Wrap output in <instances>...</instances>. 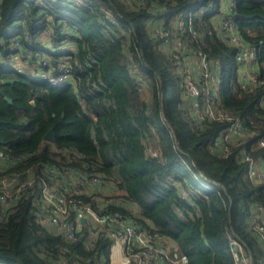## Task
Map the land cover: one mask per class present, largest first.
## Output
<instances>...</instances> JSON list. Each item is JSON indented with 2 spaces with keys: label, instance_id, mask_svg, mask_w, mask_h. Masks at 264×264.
I'll use <instances>...</instances> for the list:
<instances>
[{
  "label": "trees",
  "instance_id": "16d2710c",
  "mask_svg": "<svg viewBox=\"0 0 264 264\" xmlns=\"http://www.w3.org/2000/svg\"><path fill=\"white\" fill-rule=\"evenodd\" d=\"M227 3L0 0V39L21 21L15 30L21 49L36 58L39 44L66 46L70 66L69 82L51 85L0 63V149L21 156L0 169V177L19 173V180L37 181L49 163L87 166L122 192L123 205L108 210L132 215L156 234L154 245L168 251L172 264L180 255L187 264H233L230 237L244 242L251 264H264V249L248 226L251 206H264V181L251 180L248 163L238 157L244 150L264 164V146L258 145L264 139V0L230 5L238 34L256 51L260 81L248 90L238 77L237 46L218 33ZM160 24L168 29V43L157 34ZM173 39L176 57L168 50ZM10 52L0 46L3 56ZM199 54L217 83L197 78ZM187 71L199 83L201 109L212 105L213 95L214 105L232 119L201 123L190 107ZM235 118L245 135L215 148ZM50 128L54 141L44 138ZM67 148L75 154L64 155ZM37 186L22 190L0 212V264H112L109 238L101 235L88 246L86 226L68 241L37 221Z\"/></svg>",
  "mask_w": 264,
  "mask_h": 264
},
{
  "label": "built area",
  "instance_id": "2783aa9c",
  "mask_svg": "<svg viewBox=\"0 0 264 264\" xmlns=\"http://www.w3.org/2000/svg\"><path fill=\"white\" fill-rule=\"evenodd\" d=\"M227 4L224 16L219 20L218 33L225 43L237 46L235 60L240 67L238 77L241 87L248 90L260 81L258 78L259 68L255 64L256 51L244 44L232 17L229 15L233 0H228ZM20 24L21 21L12 24L9 28L8 38L0 39V46L9 48L11 51L5 56L0 53V63L19 74H24L33 80L46 81L51 85H63L69 82L70 66L67 61L69 48L39 44L40 50L37 52V57L33 58L32 52H27L26 49L20 47L19 34L15 31ZM157 28L158 36L168 43V29L162 24ZM178 29H184L183 20L178 22ZM168 50L172 56L176 57L175 49L168 47ZM199 55L198 71H195L198 73L197 78L200 80L210 79L217 83L218 78L214 77L205 57L202 54ZM51 60H55V62L51 63ZM192 73L193 71L186 72L185 82L188 94L193 99L190 102V107L196 111L201 123L205 124L208 119H232L224 110L214 105L215 97L213 95L208 96L212 105L207 104L201 109V105L196 99L200 94L199 83ZM140 85H142L141 82ZM261 105L264 106V98L261 100ZM244 135L242 121L235 118L226 132L214 140L213 145L218 149L222 141L238 140ZM258 145L264 146V139H260ZM222 153L224 156L227 154L226 148L222 149ZM63 154L70 157L75 154V150L67 148ZM153 154H156V151H153ZM238 157L248 163V176L251 180L254 182L264 181V164L261 161L252 158L244 150ZM20 158V155H10L0 149V169ZM44 167L45 172L37 181L34 176L19 180V173H15L14 176L0 177V212L11 206L22 190L32 187L37 182L38 186L32 195L36 219L42 225L51 227L66 240H76L82 228L86 226L85 241L88 246H92L101 235L105 236L112 241V244L117 243L123 249L127 264L131 261L135 264H172V260L167 254L168 251L164 247L154 245L156 234L151 235L149 231L140 228L132 215H126L118 209L108 210L110 204L123 205L122 192L118 189L115 181L106 178L98 171L89 170L87 166H74L63 161L49 163ZM31 170L29 169V171ZM82 218H84V222H81ZM248 224L249 228L257 234L264 249V206L262 203L255 202L251 206ZM160 243L166 246L164 241ZM229 243L234 258L233 264H251V258L246 252L244 242L237 237H230ZM174 263L187 264V258L185 255H180Z\"/></svg>",
  "mask_w": 264,
  "mask_h": 264
},
{
  "label": "crops",
  "instance_id": "0c3cea01",
  "mask_svg": "<svg viewBox=\"0 0 264 264\" xmlns=\"http://www.w3.org/2000/svg\"><path fill=\"white\" fill-rule=\"evenodd\" d=\"M227 0H224V4ZM114 245V247H113ZM110 260L115 264H125V261L122 259L120 255V248L118 244L113 243L111 253L109 256Z\"/></svg>",
  "mask_w": 264,
  "mask_h": 264
},
{
  "label": "water",
  "instance_id": "95a60500",
  "mask_svg": "<svg viewBox=\"0 0 264 264\" xmlns=\"http://www.w3.org/2000/svg\"><path fill=\"white\" fill-rule=\"evenodd\" d=\"M53 62H55V60H53ZM15 80H17V78H15V77H13V78H4V79H3L4 82H6V81H8V82H13V81H15ZM5 99H6L8 102H11V101H12V99H11L10 97H8V96H5ZM44 138H45L46 140H49V141H54V140H55V134H54V131H53L52 128H50V129L47 131V133L45 134ZM81 222H84V218L81 219Z\"/></svg>",
  "mask_w": 264,
  "mask_h": 264
},
{
  "label": "rangeland",
  "instance_id": "374dc122",
  "mask_svg": "<svg viewBox=\"0 0 264 264\" xmlns=\"http://www.w3.org/2000/svg\"><path fill=\"white\" fill-rule=\"evenodd\" d=\"M44 38H42V40H43ZM172 44H171V46H172V48H174L175 46L177 47V44H178V42L176 41V40H174L173 39V41H170ZM171 48V47H170ZM191 62V61H190ZM189 62V63H190ZM133 213H134V215H135V213H136V210H133ZM115 244H117V243H115ZM119 245V244H118ZM113 247H114V245H113ZM119 248H120V255H121V257H122V259L125 261V264H127V261H126V259H125V256H124V252H123V249L119 246ZM111 249H112V244H111V246H110V252H109V256H110V253H111ZM110 259V258H109ZM110 262L112 263V264H115V263H113L111 260H110Z\"/></svg>",
  "mask_w": 264,
  "mask_h": 264
}]
</instances>
